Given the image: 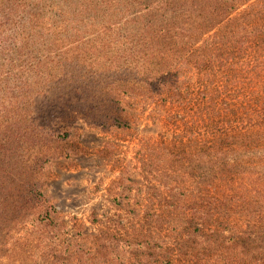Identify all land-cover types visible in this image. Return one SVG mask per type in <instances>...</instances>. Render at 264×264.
Returning a JSON list of instances; mask_svg holds the SVG:
<instances>
[{
    "label": "rangeland",
    "instance_id": "1",
    "mask_svg": "<svg viewBox=\"0 0 264 264\" xmlns=\"http://www.w3.org/2000/svg\"><path fill=\"white\" fill-rule=\"evenodd\" d=\"M73 3L0 0V28ZM36 41L0 51V264H264V163L232 138L222 157L193 99L200 73L185 72L181 100L109 107L128 118L117 129L80 107L105 99L110 77L85 74L87 46L62 56ZM55 126L67 132L51 142Z\"/></svg>",
    "mask_w": 264,
    "mask_h": 264
},
{
    "label": "trees",
    "instance_id": "2",
    "mask_svg": "<svg viewBox=\"0 0 264 264\" xmlns=\"http://www.w3.org/2000/svg\"><path fill=\"white\" fill-rule=\"evenodd\" d=\"M73 4H77L73 10L46 4L45 23L29 14L13 24L9 34L0 28V51L17 55L28 44L37 45V38L48 54L57 50L64 56L86 45L82 51L88 52L90 63L83 66L85 74L90 70L110 77L104 87L106 98L80 107L92 112V123H111L117 129L128 118L125 112L109 113V107L120 110L123 100L136 104L139 98L181 100L186 97L185 72L200 73L193 99L201 106L206 131L219 138L215 147H228L226 139L232 138L231 144L258 159L255 163H264V0H76ZM54 9L60 10V23L51 14ZM72 64L76 72L78 64ZM61 99L67 108L73 98L61 89ZM227 115L235 123L230 131ZM215 118L221 119L220 127ZM45 129L51 142L67 132L65 127ZM220 151L227 159V152Z\"/></svg>",
    "mask_w": 264,
    "mask_h": 264
}]
</instances>
